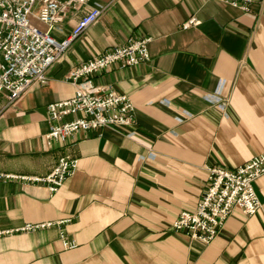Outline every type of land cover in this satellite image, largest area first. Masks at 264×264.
I'll return each mask as SVG.
<instances>
[{
  "label": "crops",
  "instance_id": "obj_1",
  "mask_svg": "<svg viewBox=\"0 0 264 264\" xmlns=\"http://www.w3.org/2000/svg\"><path fill=\"white\" fill-rule=\"evenodd\" d=\"M95 6L101 16L72 39L45 84L13 106L0 93V172L19 176L0 180V264H264V173L253 183L258 211L235 209L211 243L171 228L206 191L209 166L264 152V0L249 12L216 0H92L53 36L71 35ZM191 17L198 22L183 27ZM131 37H151L150 59L92 79L130 97L134 124L48 143V104L75 92L68 71ZM64 156L78 164L56 193L27 178Z\"/></svg>",
  "mask_w": 264,
  "mask_h": 264
},
{
  "label": "built area",
  "instance_id": "obj_2",
  "mask_svg": "<svg viewBox=\"0 0 264 264\" xmlns=\"http://www.w3.org/2000/svg\"><path fill=\"white\" fill-rule=\"evenodd\" d=\"M91 1L0 0V93H6L8 105H15L27 91L45 84L49 67L63 56L72 39L101 16L103 9L92 7L79 19L71 35L61 40L53 36V27L62 22L71 10ZM216 1L244 12L251 10L253 2ZM34 19L47 27H40ZM197 22L195 17H191L182 26L188 27ZM150 40L151 37H131L68 71L65 80L74 85L75 92L69 99L48 104L47 118L52 122L45 135L48 143L64 142L79 130L124 129L134 124L135 108L130 97L112 87L97 85L92 78L114 64L124 67L148 61ZM75 114L80 115L65 120L66 116ZM77 164L75 158L60 157L45 176L27 178L41 183L50 193H56L75 172ZM263 173L264 152L236 167L209 166L206 191L194 208L179 211L171 222V228L186 234L190 241L203 245L211 243L235 209L252 215L261 207L253 183ZM18 177L0 172V180ZM51 224L30 223L21 229L33 230ZM65 245L73 247L75 243L65 242Z\"/></svg>",
  "mask_w": 264,
  "mask_h": 264
}]
</instances>
